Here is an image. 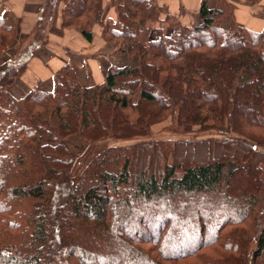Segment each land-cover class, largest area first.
I'll list each match as a JSON object with an SVG mask.
<instances>
[{"label":"trees","instance_id":"obj_1","mask_svg":"<svg viewBox=\"0 0 264 264\" xmlns=\"http://www.w3.org/2000/svg\"><path fill=\"white\" fill-rule=\"evenodd\" d=\"M94 3L67 0L62 26L90 42L97 23L127 57L101 83L65 63L52 90L14 97L42 30L0 65V264H264V31L202 0L200 23L152 38L172 20L154 0L100 20ZM14 38L0 15V53ZM167 119L177 137L151 139Z\"/></svg>","mask_w":264,"mask_h":264},{"label":"crops","instance_id":"obj_2","mask_svg":"<svg viewBox=\"0 0 264 264\" xmlns=\"http://www.w3.org/2000/svg\"><path fill=\"white\" fill-rule=\"evenodd\" d=\"M112 0H95V20L117 18ZM202 0H154L156 6L165 8L180 25L200 23L198 16ZM234 4L238 25L256 32L264 31V0H226ZM67 0H0V15L8 14L15 27V38L7 49L0 53V65L14 61L18 53L31 43L34 33L42 30L46 35L44 44L37 45L33 57L24 71L8 86L16 98L24 96L38 83L46 90L54 86V74L65 63H70L82 86L101 83L111 64L127 63V57L118 53L114 44L107 42L101 29L94 23L90 29L92 40L82 35V27L62 26V10ZM215 7L217 0H208ZM115 64V65H117Z\"/></svg>","mask_w":264,"mask_h":264},{"label":"rangeland","instance_id":"obj_3","mask_svg":"<svg viewBox=\"0 0 264 264\" xmlns=\"http://www.w3.org/2000/svg\"><path fill=\"white\" fill-rule=\"evenodd\" d=\"M252 1H259V0H252ZM232 4V3H231ZM234 6V10H233V15L231 17H229L227 19V22H226V25H225V28H230L233 24H237L236 20H235V5L232 4ZM159 18H160V21L158 22H155V23H152L151 25L153 26V32H152V38L153 37H158L160 35V31L158 28H164L165 30L169 29L170 25H180V24H177L175 20H171V21H164V14L160 13L159 14ZM100 20V19H98ZM238 25V24H237ZM100 27V26H99ZM101 29V27H100ZM43 40H46L44 37H46V35L43 36H40ZM123 55V54H122ZM125 56V55H124ZM126 57V56H125ZM115 64H117V62H115ZM117 65H120V64H117ZM37 86H39L41 89H45V86H43V84L41 83H38ZM170 124V120L167 119V121H164V122H161L160 124H157L153 127V132H152V136L150 137L151 139H171V138H175L177 137L176 135H173V133L165 130V127ZM67 142H68V145L71 147V149L74 151V152H77V153H80L83 151L84 149V145L83 143L79 140L78 137L76 136H69L67 138ZM97 147H92L91 150L93 149V151L96 149ZM90 149H87V151L85 153H89ZM92 151V152H93ZM96 151V150H95ZM90 152V153H92ZM107 170L108 171H112V172H116L117 171V168L114 167V166H107Z\"/></svg>","mask_w":264,"mask_h":264}]
</instances>
